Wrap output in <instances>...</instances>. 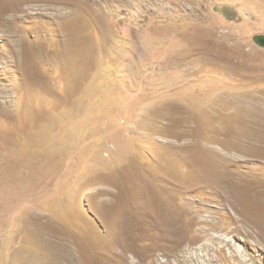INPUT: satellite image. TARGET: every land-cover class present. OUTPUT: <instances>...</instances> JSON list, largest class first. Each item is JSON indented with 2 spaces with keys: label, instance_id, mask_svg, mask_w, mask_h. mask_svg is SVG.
<instances>
[{
  "label": "rangeland",
  "instance_id": "rangeland-1",
  "mask_svg": "<svg viewBox=\"0 0 264 264\" xmlns=\"http://www.w3.org/2000/svg\"><path fill=\"white\" fill-rule=\"evenodd\" d=\"M208 262L264 264V0H0V264Z\"/></svg>",
  "mask_w": 264,
  "mask_h": 264
},
{
  "label": "bare ground",
  "instance_id": "bare-ground-1",
  "mask_svg": "<svg viewBox=\"0 0 264 264\" xmlns=\"http://www.w3.org/2000/svg\"><path fill=\"white\" fill-rule=\"evenodd\" d=\"M158 205V204H157ZM158 207H156V209H157ZM143 210V209H142ZM160 211V210H159ZM173 210H171V212L170 211H168V210H163L162 212H157L156 211V213H158L159 214V218H163V217H165L166 215H168V212L169 213H172L173 214V212H172ZM138 215H139V212H136L135 214H133V215H131L130 216V219H132V221L133 220H135L137 217H138ZM170 215V214H169ZM172 216V215H171ZM167 217V216H166ZM176 220V219H175ZM134 222V221H133ZM167 224H169V225H171V226H173L172 224H176L175 223V221L173 220V219H169L168 221H167ZM125 226L126 225H124L123 224V222H119L118 224H117V229H120V231L119 232H115V233H113V235L115 236V234H117V235H121V236H118L117 238H116V242L118 243V244H120V245H124L125 244V242L127 243V240H128V238L127 239H125L124 237H123V232H124V230H125ZM122 231V232H121ZM167 231V230H166ZM168 232V237H170V238H172L173 236H174V234L172 233V232H169V231H167ZM112 235V234H111ZM125 235V234H124ZM128 235V234H127ZM116 237V236H115ZM128 237H129V235H128ZM140 237V236H139ZM174 238V237H173ZM179 239V238H178ZM172 240V243L170 242V246L171 247H174L173 249H175L176 247H177V245L180 243V240L178 241V240H176V239H171ZM170 240V241H171ZM227 241V240H226ZM191 242V241H190ZM190 242H188L186 245H189V243ZM231 244V243H230ZM128 245V244H127ZM180 245V244H179ZM186 245H184V247L186 246ZM210 245V244H209ZM213 245V244H212ZM211 246V245H210ZM182 247V245L179 247V248H181ZM208 247V246H207ZM124 248V247H123ZM178 248V247H177ZM188 248V247H187ZM203 248H204V246H203ZM213 248H215V247H213ZM126 249V248H125ZM183 249V248H182ZM199 249V248H198ZM208 249V248H207ZM204 250V249H203ZM209 250H211V249H209ZM216 250V249H215ZM208 251V250H207ZM121 252V251H120ZM172 252V251H171ZM174 252V251H173ZM206 252V251H205ZM209 252V251H208ZM138 253V252H137ZM129 254V253H128ZM134 254V253H133ZM119 255V254H118ZM200 255H202V254H200ZM205 255H206V253H205ZM204 255V256H205ZM130 256V255H129ZM199 256V255H198ZM208 256V255H207ZM127 257V256H126ZM179 256L176 254L175 256H174V258L178 261L179 260V258H178ZM213 257V256H212ZM118 258H120V257H118ZM136 258H137V255H136ZM139 258V257H138ZM198 258V257H197ZM201 258V257H200ZM199 258V259H200ZM203 258V257H202ZM198 259V260H199ZM205 259V258H204ZM206 260H209V259H206ZM205 260V261H206ZM210 261V260H209ZM212 261V260H211ZM181 262V261H180ZM200 262H203L202 261V259H201V261ZM177 263V262H176ZM179 263V262H178ZM205 263V262H204ZM209 263V262H208ZM211 263V262H210ZM209 263V264H210ZM198 264V263H197Z\"/></svg>",
  "mask_w": 264,
  "mask_h": 264
},
{
  "label": "water",
  "instance_id": "water-1",
  "mask_svg": "<svg viewBox=\"0 0 264 264\" xmlns=\"http://www.w3.org/2000/svg\"><path fill=\"white\" fill-rule=\"evenodd\" d=\"M259 40V39H258ZM260 42V41H259Z\"/></svg>",
  "mask_w": 264,
  "mask_h": 264
}]
</instances>
